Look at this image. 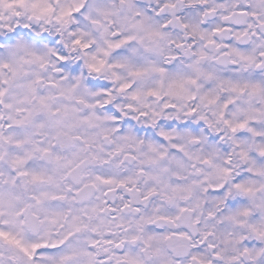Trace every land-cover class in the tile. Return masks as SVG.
<instances>
[{
    "label": "clouds",
    "instance_id": "9594fccd",
    "mask_svg": "<svg viewBox=\"0 0 264 264\" xmlns=\"http://www.w3.org/2000/svg\"><path fill=\"white\" fill-rule=\"evenodd\" d=\"M262 3L0 0V264H264Z\"/></svg>",
    "mask_w": 264,
    "mask_h": 264
},
{
    "label": "snow or ice",
    "instance_id": "6c2138e0",
    "mask_svg": "<svg viewBox=\"0 0 264 264\" xmlns=\"http://www.w3.org/2000/svg\"><path fill=\"white\" fill-rule=\"evenodd\" d=\"M260 7H264V3H262ZM225 19H227V17H225ZM222 30L229 31L230 29H228L227 27L223 29H221L220 27H217L214 29V31L217 33L221 32ZM214 42L215 41H212V40L209 41V43H214ZM225 47H227V45H225ZM261 56H264V52L261 53ZM257 67L258 68L264 67V64H258ZM258 88H259V85H254L253 91H256ZM234 90H237V86H234ZM239 90L243 91V89H239ZM2 95L3 93L0 92V96ZM0 119H2V117H0ZM13 123L18 124V123H21V121H14V122L9 121V123L7 124V127L9 129H12ZM225 123H228V121H225ZM3 127L4 125L0 124V128H3ZM245 127H246L245 123H239L237 125L232 126V131L235 132L237 128L243 129ZM11 140H12L11 137L0 135V147H2V144L4 141L11 142ZM16 143L19 146L20 141H17ZM35 151L41 154L42 160L49 157V148L47 147H38L35 149ZM4 155L5 154L3 153V151H0V161L3 160ZM32 155H33L32 152H27L24 155L17 154L11 158L10 166L12 169L15 170V175L19 177H29L30 176L31 178L30 183L36 184V185H42L43 183H45V181L49 183L52 182V177L46 176L45 170L39 166L37 161L31 160ZM102 182L105 184L113 183V181L111 180H103ZM0 183H4V181L0 180ZM120 183L121 185H123V181H121ZM48 195L49 194L47 192H41L39 196L35 197V199L39 203L41 199L47 198ZM52 198L53 199H63L64 197L63 196H53ZM15 199L16 197L13 194L11 193L6 194L0 191V219L3 218L5 212H7L8 217H9L8 220L4 221L5 223H9V222L14 223V224L19 223V221H17L15 217L19 216L20 213L13 211V209L16 207ZM68 235L70 236L71 233H68ZM64 239H67V236H65ZM0 240L7 241L8 243L18 247L29 260H32L35 258V253L37 251H46L50 248L56 249L61 244L64 243V240L62 239V240L52 242V243L44 241L42 243H31V244L25 245V244H22L21 240L18 239L16 235H13L12 232L4 231V230H0ZM95 243L96 242L94 241L93 245H95ZM108 243H111V241H108ZM117 247H119V245H117ZM70 259H71V256L69 255L61 256V264H63L64 261H68ZM88 264H94V262L89 260Z\"/></svg>",
    "mask_w": 264,
    "mask_h": 264
}]
</instances>
